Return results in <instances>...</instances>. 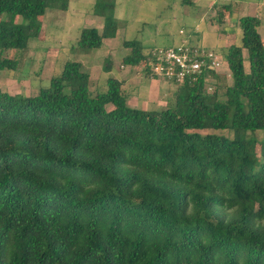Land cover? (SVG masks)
I'll return each mask as SVG.
<instances>
[{"label":"trees","instance_id":"obj_1","mask_svg":"<svg viewBox=\"0 0 264 264\" xmlns=\"http://www.w3.org/2000/svg\"><path fill=\"white\" fill-rule=\"evenodd\" d=\"M68 3L0 0V50L26 48L46 11ZM115 5L95 0L103 26L81 28L73 47L115 37ZM259 24L239 19L241 43L223 54L232 81L222 96L202 78L169 80L172 106L135 108L117 77L91 93L88 72L71 59L35 94L0 88V264H264ZM123 46L131 49L124 64L146 60L139 40ZM18 64L0 56V70Z\"/></svg>","mask_w":264,"mask_h":264},{"label":"rangeland","instance_id":"obj_2","mask_svg":"<svg viewBox=\"0 0 264 264\" xmlns=\"http://www.w3.org/2000/svg\"><path fill=\"white\" fill-rule=\"evenodd\" d=\"M94 1L69 0L66 10L48 9L42 17V29L39 35L31 38L26 48L21 51L0 50V56L14 57L19 61L16 70H0V88L11 93L35 94L49 83L52 76L60 73L66 60L71 59L80 61L83 70L88 72L91 93L105 91L108 77L122 78L131 73L130 86H122L127 104L140 109L160 110L173 105L177 85L150 72L145 60L134 66L124 64L123 58L131 49L124 47L123 41L139 40L145 54L151 50L148 47L152 46L155 48V46H177L187 43L215 48V50L217 44L220 46L219 40L213 37L214 33L222 36L221 32H218L222 27L221 29L216 27V20L212 22L205 19L199 22V17L196 15L199 12L201 15L209 9L203 6V3L186 6L180 0H116L114 10L117 22L116 36L113 39L104 38L98 49L82 51L73 47L81 28L96 27L101 30L103 26V18L93 13ZM252 10V8L242 10V16ZM214 15L216 16V13ZM239 19L236 20V28L230 27L226 30L231 32L232 29L237 33L232 40L233 44L241 43L242 29ZM259 19L264 22V18ZM218 53H222L220 56L223 59L220 68L218 71L209 72L205 86L209 92L215 89L218 95L222 96L225 88L231 84L232 78L223 57L224 52L219 48ZM246 61L244 70L248 72V59ZM105 66H109L110 70L106 71ZM146 76L158 78L159 89L156 86L151 87L148 82L150 78ZM201 133L230 135L228 130L221 129H207L202 130ZM257 136H264V131L257 132ZM258 148L259 145L257 150Z\"/></svg>","mask_w":264,"mask_h":264},{"label":"built area","instance_id":"obj_3","mask_svg":"<svg viewBox=\"0 0 264 264\" xmlns=\"http://www.w3.org/2000/svg\"><path fill=\"white\" fill-rule=\"evenodd\" d=\"M213 48L183 43L177 46L155 47L147 52L146 65L150 72L176 82H197L202 78L204 86L209 72L218 71L222 61ZM206 87V86H205Z\"/></svg>","mask_w":264,"mask_h":264},{"label":"crops","instance_id":"obj_4","mask_svg":"<svg viewBox=\"0 0 264 264\" xmlns=\"http://www.w3.org/2000/svg\"><path fill=\"white\" fill-rule=\"evenodd\" d=\"M193 3H194L193 5L203 3V6L209 7V9L205 13L200 15V12H199L196 14L199 17V22H201L202 20H205V19L208 21L212 20V22H215V20H216V22H217L215 24L216 27H218L219 29H221V27H222V29L220 31L218 30V32H221L220 34L222 36H219L218 34L215 35V33H214V37H213L216 40H219L220 46H218V44H217V47H216V50H218V51L220 48V50H222L224 52L229 45L233 44L232 40L234 39V37H236L237 33L233 32L232 29L230 30L231 32H227L226 30L229 29L230 27L236 28V25H235V24H237L236 20L239 19L240 16L243 17L242 16L243 13H241L242 10H249L250 8H252L253 10L250 13L248 11L244 16L252 15V16H257L258 18H260V17L264 18V0H193ZM225 6H228L230 8L229 11H227L225 9ZM210 8L213 9V11ZM217 11L218 12L223 11V22H221V23L218 22L219 20H218ZM215 13H216L217 17L214 15ZM214 16H215V18H214ZM205 27H206V25H205ZM210 27H211V25H210ZM215 28H214V30H215ZM207 30H209V29L207 28ZM258 31H259L262 39H263V42H264V22H261V20H260V24L258 26ZM116 34H117V32H116ZM241 37H242V35H241ZM109 39H111V38H109ZM112 39H113V37H112ZM103 42H104V40H103ZM144 47H145V45H144ZM242 53H243V59H244L243 63H244V67H245L247 65L246 60L248 59L247 50L243 49ZM220 54L222 55V53H220ZM248 64H249V61H248ZM131 66H133V65H131ZM248 69H249V67H248ZM146 77L150 78V80H148V82L151 85V87L156 86L159 89V86H160L159 83L160 82H159L158 78H155V77L151 78L149 76H146ZM131 78H132V75H131V73H129L127 75L122 76V78L119 77L118 79L122 81V83H123L122 86L125 87V86H130Z\"/></svg>","mask_w":264,"mask_h":264}]
</instances>
